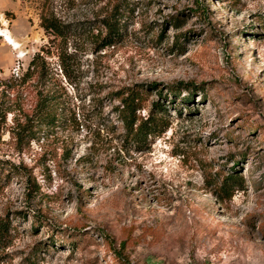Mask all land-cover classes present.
Segmentation results:
<instances>
[{"label":"rangeland","instance_id":"374dc122","mask_svg":"<svg viewBox=\"0 0 264 264\" xmlns=\"http://www.w3.org/2000/svg\"><path fill=\"white\" fill-rule=\"evenodd\" d=\"M1 28L0 264H264V0H0ZM133 91L162 136L127 135Z\"/></svg>","mask_w":264,"mask_h":264},{"label":"trees","instance_id":"16d2710c","mask_svg":"<svg viewBox=\"0 0 264 264\" xmlns=\"http://www.w3.org/2000/svg\"><path fill=\"white\" fill-rule=\"evenodd\" d=\"M43 28L46 32L56 36L65 37L68 32V25L64 24L55 16H43L41 22ZM108 35L106 36V44H111L115 42L118 36L121 35V20L117 16L113 17L107 23ZM48 63L45 59L42 51L36 52L29 62L28 69L24 73V78H30L31 76H37V78H44L47 74ZM144 92V91H143ZM143 92L133 91L129 93L126 97H123L124 106L121 108L120 113L123 116V122L125 128L127 129V135L137 143H143L145 141H150V139H155L163 135L167 131L169 124L165 120V117L161 114L163 110H166L159 102L155 103L157 112L151 114L148 118H140L137 115V110L143 108ZM173 95H180L179 89L174 88L170 91ZM54 99V96L46 95L45 98L42 97L40 100L39 108L43 110L48 108L49 103ZM51 120H56V115H48ZM17 120V119H16ZM17 125L20 126V121L17 120ZM24 138V135L22 134ZM245 186V179L243 176L239 175L237 172H230L228 175L224 176L220 181L217 190L219 197L221 199H230L235 190ZM9 223L3 224L0 227V236L6 238L10 234V227L7 225Z\"/></svg>","mask_w":264,"mask_h":264},{"label":"bare ground","instance_id":"6f19581e","mask_svg":"<svg viewBox=\"0 0 264 264\" xmlns=\"http://www.w3.org/2000/svg\"><path fill=\"white\" fill-rule=\"evenodd\" d=\"M4 23L6 24L7 22L3 18ZM0 35L5 39V41L14 49L16 50H21V44L14 38L12 33L5 28L0 29Z\"/></svg>","mask_w":264,"mask_h":264}]
</instances>
